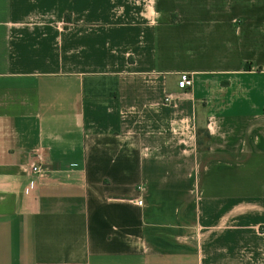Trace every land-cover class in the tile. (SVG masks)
Here are the masks:
<instances>
[{"label": "crops", "instance_id": "crops-1", "mask_svg": "<svg viewBox=\"0 0 264 264\" xmlns=\"http://www.w3.org/2000/svg\"><path fill=\"white\" fill-rule=\"evenodd\" d=\"M0 264H264V0H0Z\"/></svg>", "mask_w": 264, "mask_h": 264}, {"label": "built area", "instance_id": "built-area-1", "mask_svg": "<svg viewBox=\"0 0 264 264\" xmlns=\"http://www.w3.org/2000/svg\"><path fill=\"white\" fill-rule=\"evenodd\" d=\"M191 85H192V77H191L190 73L189 72H185V71L184 72H180L178 74V78H177V87L181 88V89H185V88H187V87H189ZM165 100L168 101V102L172 101L171 97H169V96L166 97ZM31 172L33 174L40 175L42 173L40 165L36 164V163L32 164L31 165ZM138 203L141 204V200H138Z\"/></svg>", "mask_w": 264, "mask_h": 264}]
</instances>
